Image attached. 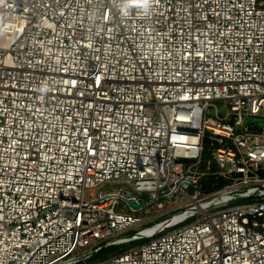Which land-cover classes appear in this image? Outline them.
Masks as SVG:
<instances>
[{
    "label": "built area",
    "instance_id": "2783aa9c",
    "mask_svg": "<svg viewBox=\"0 0 264 264\" xmlns=\"http://www.w3.org/2000/svg\"><path fill=\"white\" fill-rule=\"evenodd\" d=\"M254 120L264 0H0V264H264Z\"/></svg>",
    "mask_w": 264,
    "mask_h": 264
},
{
    "label": "rangeland",
    "instance_id": "374dc122",
    "mask_svg": "<svg viewBox=\"0 0 264 264\" xmlns=\"http://www.w3.org/2000/svg\"><path fill=\"white\" fill-rule=\"evenodd\" d=\"M218 109H219V114L220 115H224L225 114V112L227 111V109L225 108V105H224V103H221L220 105H218ZM115 186H112V187H109V188H114ZM103 189H105V188H103ZM91 194V191H87L86 192V196H89ZM156 213H157V210H153L152 212H150L149 214H147V216H152V218H149V220L146 222V223H144L142 226H140V227H137L136 229H134L132 232H135L136 230H141L142 232H141V234H146L147 232V236L146 237H151V236H153V235H156V234H159V233H161L163 230H161V229H159L158 228V224H159V222L161 221V219L160 218H155L156 217ZM141 214H144L143 212H141ZM155 218V219H154ZM143 229V230H142ZM132 232H129L128 234H130V233H132ZM135 243H137V242H134V243H129V244H125V245H123V246H120V247H114L113 248V250H110L109 252L110 253H113L114 251H117L119 248L120 249H124V248H126V247H128L129 245H133V244H135ZM110 253H99V254H97L96 256H95V258H94V260L95 259H100V258H103V257H105V256H107L108 254H110ZM89 261H92V260H89Z\"/></svg>",
    "mask_w": 264,
    "mask_h": 264
},
{
    "label": "water",
    "instance_id": "95a60500",
    "mask_svg": "<svg viewBox=\"0 0 264 264\" xmlns=\"http://www.w3.org/2000/svg\"><path fill=\"white\" fill-rule=\"evenodd\" d=\"M249 120H250V119L247 118V121H249ZM253 123L258 124V125H264V120H254ZM128 203H129L131 206H133L134 208H139V207H140L139 205L135 204V203L132 202V201H128Z\"/></svg>",
    "mask_w": 264,
    "mask_h": 264
},
{
    "label": "trees",
    "instance_id": "16d2710c",
    "mask_svg": "<svg viewBox=\"0 0 264 264\" xmlns=\"http://www.w3.org/2000/svg\"><path fill=\"white\" fill-rule=\"evenodd\" d=\"M113 248H114V247L107 248V249L103 250L101 253H104V254H105V253H110L109 251H110V250H113ZM114 252H115V251H114Z\"/></svg>",
    "mask_w": 264,
    "mask_h": 264
}]
</instances>
